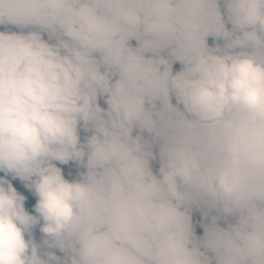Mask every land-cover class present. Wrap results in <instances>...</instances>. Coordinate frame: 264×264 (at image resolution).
<instances>
[{"label":"clouds","instance_id":"1","mask_svg":"<svg viewBox=\"0 0 264 264\" xmlns=\"http://www.w3.org/2000/svg\"><path fill=\"white\" fill-rule=\"evenodd\" d=\"M0 264H264V0H0Z\"/></svg>","mask_w":264,"mask_h":264}]
</instances>
